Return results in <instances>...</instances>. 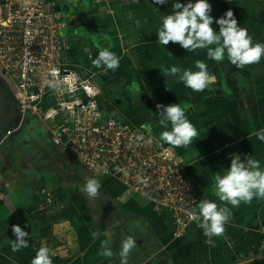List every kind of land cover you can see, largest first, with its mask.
Segmentation results:
<instances>
[{"label":"crops","instance_id":"0c3cea01","mask_svg":"<svg viewBox=\"0 0 264 264\" xmlns=\"http://www.w3.org/2000/svg\"><path fill=\"white\" fill-rule=\"evenodd\" d=\"M209 2L213 17L231 9L238 24L248 29L253 42H264V0ZM57 3L60 4L55 9L64 23V59L80 77L91 74L87 78L92 84L96 81L92 59L101 47L110 46L114 51L115 43H141L135 45L137 50L122 49L120 61L132 57L130 50L149 58L151 64L129 63L126 67L122 63L116 70L127 79L119 82L107 75L97 80L102 88L97 95L98 106L107 105L103 113L110 112L112 115L108 117L114 116L135 128L142 129V124L155 125L152 134L159 136L171 124L161 122L156 105L181 104L199 136L188 146L169 145L183 160L186 174L201 186L200 200L227 205L232 215L224 233L211 238L214 245L205 242L207 238L196 220L177 232L168 209L155 208L112 175L86 169L52 143L50 128L70 123L71 115L62 108L51 112L64 98L48 90L39 98L40 114L34 115L32 123L20 120L0 132V264H31V258L42 245L49 248L53 264H122L121 242L130 236L136 242L135 247L123 264H232L264 254V198L254 197L250 203L232 206L219 200L213 185V177L223 174L232 154H239L242 160L250 155L264 167V142L256 136L257 131L264 129V57L237 68L226 57L221 61L211 60L203 49L187 52L171 41L162 46L155 34H117L114 21L104 13L107 11L104 9L117 12L118 24L135 30L141 25L136 22L138 17L143 22L152 12L157 27L159 18L165 15L162 11H171L172 0L164 5H155L153 0L108 3L58 0ZM73 9L78 15L70 12ZM86 25H96L102 37L94 39L81 33L80 29ZM213 27L218 31L215 22ZM104 34L111 37L110 41L103 39ZM152 42L155 44L151 45ZM197 59L203 60L215 77L214 82L199 92L161 70L162 66L171 65L196 70ZM110 72L113 73L107 70ZM134 74L135 78L129 77ZM137 75L146 76L137 78ZM4 79L12 82L8 77ZM134 87L145 90V94L137 95ZM99 111L104 118L101 108ZM90 177L99 179L101 184L93 198L82 191L84 180ZM14 224L29 233L26 237L29 246L18 251L11 248ZM105 247L112 250L111 257L103 254Z\"/></svg>","mask_w":264,"mask_h":264},{"label":"built area","instance_id":"2783aa9c","mask_svg":"<svg viewBox=\"0 0 264 264\" xmlns=\"http://www.w3.org/2000/svg\"><path fill=\"white\" fill-rule=\"evenodd\" d=\"M63 25L52 0H0V76L12 80L19 112L39 115L40 96L56 90L46 81H61L56 91L64 99L51 112L62 108L71 120L50 128L52 143L86 169L112 175L155 208L168 209L175 230L182 231L192 221L189 213L196 210L201 186L159 136L112 116L101 118L91 82L64 59ZM117 166L127 175L115 171Z\"/></svg>","mask_w":264,"mask_h":264},{"label":"clouds","instance_id":"9594fccd","mask_svg":"<svg viewBox=\"0 0 264 264\" xmlns=\"http://www.w3.org/2000/svg\"><path fill=\"white\" fill-rule=\"evenodd\" d=\"M167 2L168 0H153L155 5H164ZM211 12L212 5L209 0H184V2L172 0L171 11L159 18L160 27L156 32L158 42L162 46L168 45L170 41L178 43L187 52L203 49L211 60L221 61L226 57L237 68L258 62L264 57V42H253L248 29L238 24L231 9L226 10L219 17H213ZM214 22L219 26L218 31L213 27ZM103 39L110 41L111 37L104 34ZM92 64L96 68L115 71L120 66V57L111 50L110 46H104L98 50V54L92 59ZM194 67L196 70L171 65L162 66L161 70L173 78H178L191 90L199 92L214 82L215 77L209 73L208 65L201 59L195 60ZM46 83L50 88L59 90L62 82L47 80ZM133 90L137 95L141 92L140 87H134ZM156 108L162 117L161 122L167 121L171 124L170 129L160 132L158 137L160 141L173 146H188L199 136L197 128L189 120L181 104H157ZM141 128L151 137L150 124H142ZM256 136L264 142V129L257 131ZM142 138L137 136V139ZM115 171L127 175V172L119 166ZM213 185L214 193L220 201H226L232 206H237L241 202L250 203L254 197L264 198V167H261L259 160L251 158L250 155L242 160L239 154H232L230 164L223 174L217 173L213 177ZM100 186L99 179L86 178L82 191L89 198H93L97 196ZM231 215L227 205H218L214 200L201 199L198 202V210L191 211L189 219L199 222V227L207 238L205 242L214 245L211 238L224 233L225 225ZM11 230L15 237L10 239L12 251L29 246L26 239L29 235L27 231L16 224L11 226ZM135 243L131 236L121 242L122 264L129 251L135 247ZM102 244L106 245L107 242ZM103 254L111 257L113 252L105 247ZM31 264H53L50 250L46 245L36 250L31 258Z\"/></svg>","mask_w":264,"mask_h":264},{"label":"rangeland","instance_id":"374dc122","mask_svg":"<svg viewBox=\"0 0 264 264\" xmlns=\"http://www.w3.org/2000/svg\"><path fill=\"white\" fill-rule=\"evenodd\" d=\"M58 1V0H57ZM57 1L56 0H52V3H53V6L54 7H58L59 6V4L60 3H57ZM94 1V0H93ZM96 10V9H95ZM106 12H104V13H106L108 16H109V18L111 19V21H114V26H113V28L115 29V32L117 33V34H121V35H124V34H127L128 32H131L132 33V35L131 36H136V34H142V35H153V34H155L156 35V32L158 31V29H159V27L160 26H155V23L154 22H156L157 21V19L155 20V19H153L152 17H154L153 16V14H152V12H150V14H147V18H143V22H142V18L139 16L138 17V19H137V24H141L137 29H135V30H132V28H129L128 26H125L124 24H122L121 26L118 24V21H117V19L119 18V20H120V16H118V14H117V12H115V14L113 13V11L111 12L109 9H104ZM110 11V12H109ZM70 12H73L74 13V16H75V12H76V14L78 15V11L77 10H75V9H73L72 11H70ZM162 12H164V14H166V13H168V12H170V10H163ZM159 13H160V11H157V13L156 14H158V16H160L159 15ZM155 14V16H157ZM121 17H126V16H121ZM121 21H123L122 19H121ZM154 21V22H153ZM95 23H98V21L97 20H95L94 21ZM83 28H81L80 29V32L81 33H83V34H85V35H87V36H90V38H96L97 39V37H102L101 36V32H99L96 28H97V26L96 25H94L93 27L92 26H88V25H86V26H82ZM157 28V29H156ZM132 30V31H131ZM102 31H104V29L102 30ZM116 44V48H114V52L120 57V55L122 56L123 54H122V49H128L129 47H132L131 49L132 50H137L138 49V47H136L135 45H137V44H141L140 42H135V41H125V42H122V44L121 43H115ZM147 44V43H146ZM155 43L154 42H152V44L151 45H154ZM128 52H130L131 53V56L132 57H126L125 58V61H123V62H121L120 61V65H122V63H123V66H126V67H128V65H129V63L132 65V64H138V65H140V64H143V65H150L151 63V61L149 62V58H146L145 56H143V57H140L139 56V54L137 55V52L138 51H135V52H132V51H130V50H128ZM144 54H146V52L144 53ZM124 59V58H123ZM120 67V66H119ZM108 70H110V69H108ZM110 71H113V70H110ZM106 73V74H105ZM111 73V72H110ZM105 74V75H104ZM88 75H91V74H85V76H88ZM107 75H112V77L114 78V79H116V81H119V82H121V81H123L124 79H127V77H126V75L125 74H123L122 72H118L117 70H115V71H113V73H111V74H109V73H107V70H105V69H103V68H96L95 67V84H92V82H91V84H92V87L95 89V92H96V96L98 95V93H100L101 92V86H99V83L97 82V80H100L101 78H103V76H107ZM142 77V76H146V75H137V78H139V77ZM98 77H99V79H98ZM129 77H136V75L134 74V76L133 75H129ZM7 81V80H6ZM8 82V81H7ZM100 91V92H99ZM141 92L139 93V95H143V94H145V93H143L145 90H140ZM55 92H57L58 93V91H56L55 90ZM97 100V99H96ZM97 102H99V100H97ZM139 105H141L139 102H137ZM137 107V106H136ZM101 108V110H102V113H103V111H105V109L107 110V105H101V107L100 106H98V110H97V112H100L99 111V109ZM116 108H119L118 106H116ZM148 110V113H149V109H148V107H146V111ZM28 114H30L31 116V118H35V116L36 117H38L36 114H34V113H31V112H29ZM104 115H105V117H104V119L106 118V117H108L109 115H112V113H110V112H106V113H103ZM150 114V113H149ZM35 115V116H34ZM102 115V114H101ZM114 117V116H113ZM124 123V122H123ZM126 124V123H125ZM153 126H155V125H153ZM152 126V127H153ZM151 127V128H152ZM138 129H140L139 127H137ZM238 260H241V259H239L238 258ZM235 263V262H234Z\"/></svg>","mask_w":264,"mask_h":264},{"label":"trees","instance_id":"16d2710c","mask_svg":"<svg viewBox=\"0 0 264 264\" xmlns=\"http://www.w3.org/2000/svg\"><path fill=\"white\" fill-rule=\"evenodd\" d=\"M14 97L0 81V130L2 129L1 124L8 120L14 114Z\"/></svg>","mask_w":264,"mask_h":264},{"label":"flooded vegetation","instance_id":"af4514ba","mask_svg":"<svg viewBox=\"0 0 264 264\" xmlns=\"http://www.w3.org/2000/svg\"><path fill=\"white\" fill-rule=\"evenodd\" d=\"M0 81L2 82V85L5 86V88H7L9 90L10 93H12L11 91V88H12V85L11 83L7 82L4 77L0 76ZM16 102V101H15ZM13 110H14V114L12 115V117H10L8 120L4 121L1 126H2V129L0 130V132L3 130V129H6L10 126H12V124H16V122L18 121H24V122H29V123H32L34 120L30 117L31 115L28 114V113H20L19 112V109L17 107V104L14 103V107H13ZM35 119V118H34Z\"/></svg>","mask_w":264,"mask_h":264},{"label":"water","instance_id":"95a60500","mask_svg":"<svg viewBox=\"0 0 264 264\" xmlns=\"http://www.w3.org/2000/svg\"><path fill=\"white\" fill-rule=\"evenodd\" d=\"M232 264H264V254L250 257Z\"/></svg>","mask_w":264,"mask_h":264},{"label":"bare ground","instance_id":"6f19581e","mask_svg":"<svg viewBox=\"0 0 264 264\" xmlns=\"http://www.w3.org/2000/svg\"><path fill=\"white\" fill-rule=\"evenodd\" d=\"M80 76V75H79Z\"/></svg>","mask_w":264,"mask_h":264}]
</instances>
